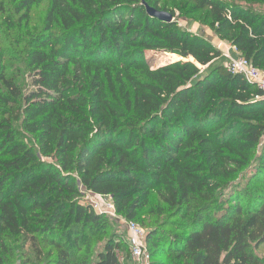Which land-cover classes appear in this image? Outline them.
Masks as SVG:
<instances>
[{
    "label": "trees",
    "instance_id": "obj_1",
    "mask_svg": "<svg viewBox=\"0 0 264 264\" xmlns=\"http://www.w3.org/2000/svg\"><path fill=\"white\" fill-rule=\"evenodd\" d=\"M143 1L51 0L48 32L27 55L31 85L24 90L0 67V250L31 238L39 252L49 247L50 264H122L128 247L114 239L95 261L82 254L81 234L69 243L75 225L104 224L74 200L75 171L127 220L157 186L172 208L204 198L186 234L167 244L159 231L148 233L176 252L172 264H262L253 249L264 243V90L216 65L223 53L209 39L150 16ZM194 1L209 8L221 39L264 70V13ZM154 50L162 59L150 64ZM15 122L42 152L60 156V169L18 139ZM240 172L244 187L218 191L217 178ZM0 264H10L1 252Z\"/></svg>",
    "mask_w": 264,
    "mask_h": 264
},
{
    "label": "rangeland",
    "instance_id": "obj_2",
    "mask_svg": "<svg viewBox=\"0 0 264 264\" xmlns=\"http://www.w3.org/2000/svg\"><path fill=\"white\" fill-rule=\"evenodd\" d=\"M146 1V0H145ZM159 9L170 11L175 16V22L184 29L193 34L204 36L209 39L214 47L220 49L223 53L222 57L217 60L216 65H223L227 67L230 54L233 56L234 46L229 40L221 39L218 34L211 28V18L209 16V8L200 7L194 0H156ZM228 2L234 1L235 4L242 8L251 9L255 13H264V1L260 0H226ZM51 6V0H38V2L31 4L28 8L21 7L18 0H0V67L5 71L8 77H12L14 81L22 87L27 89L32 79L30 76V69L28 66L27 55L30 49L35 45L36 41H40L43 34H47V15ZM55 34L60 35L64 28L60 22L55 26ZM146 60L150 64H155L162 59V54L159 51H148ZM183 60H193L192 58H182ZM194 61V60H193ZM1 86V84H0ZM6 119V116L0 114V121ZM17 137L21 141L32 147L36 153L40 154L41 160L51 162L56 168L60 167V156H53L42 152V144L38 142L33 135L26 132L19 122L14 123ZM60 169V168H59ZM74 181L77 184L78 193L74 195V200L85 207H90L96 213L103 215V222L101 227L94 228L93 225L83 226L82 224L75 225L73 234L69 236V243L72 239L79 237L81 234L86 240V246L82 252L88 253L93 261L97 258V252L104 249L105 243L109 240L120 243L123 247H127V227L124 219L126 217L117 213V216H111L102 210L97 203L104 202V199L92 190H89L80 180V176L75 171H70ZM235 175L232 180H225L217 178L222 181L223 187L218 191H225L232 187L238 189L239 186L244 187L245 181L242 184L243 176ZM245 180H248L247 178ZM165 191L163 186H157L151 190L149 195L148 205L140 209L138 216L134 219L149 233L152 230H157L161 235L166 237V242L169 243L175 234L184 235L187 233L188 227L191 223L194 211L200 207V202H204L201 196L193 195L191 202L182 207H170L162 198L161 193ZM64 196V195H63ZM107 200V199H105ZM210 202L206 200L205 203ZM213 202H211L212 204ZM217 204V203H216ZM216 204H212L213 206ZM187 211L189 214H187ZM216 213L215 208L207 213ZM211 213V214H212ZM45 214H43L44 217ZM31 223L38 224L35 221ZM73 228V227H72ZM4 241H10V237L6 236ZM30 237V236H26ZM158 236H156L157 238ZM13 239V237H12ZM11 239V240H12ZM83 240V241H84ZM14 241V239H13ZM26 241V242H25ZM39 241V239H38ZM82 241V242H83ZM81 242V240H80ZM1 243V238H0ZM159 240L147 241V246L153 254L151 264H172L176 261V252L170 253L168 246ZM1 245V244H0ZM72 246H74L72 244ZM33 240L31 238L17 239V242L8 243V248L11 250H0L1 253L7 257V262L10 264H50L46 257V252L49 247L41 244L40 252L34 248ZM75 249V248H74ZM254 252L258 255L262 264H264V243L258 247H254ZM9 253L13 256H9ZM41 255V256H40ZM123 256V257H122ZM126 256V257H124ZM122 264H140L134 260L131 255H121Z\"/></svg>",
    "mask_w": 264,
    "mask_h": 264
},
{
    "label": "built area",
    "instance_id": "obj_3",
    "mask_svg": "<svg viewBox=\"0 0 264 264\" xmlns=\"http://www.w3.org/2000/svg\"><path fill=\"white\" fill-rule=\"evenodd\" d=\"M234 50L238 55H227L230 59L227 65L228 70L243 76L246 80L264 90V70L255 66L250 59L241 55L235 46ZM99 196L104 199V202L97 203L99 207H102V210L108 215L116 217L118 212L112 197L102 194H99ZM124 221L128 231L126 240L128 253L140 264H151L153 257L147 246V231L136 221L127 219H124ZM122 257L121 259H123Z\"/></svg>",
    "mask_w": 264,
    "mask_h": 264
},
{
    "label": "water",
    "instance_id": "obj_4",
    "mask_svg": "<svg viewBox=\"0 0 264 264\" xmlns=\"http://www.w3.org/2000/svg\"><path fill=\"white\" fill-rule=\"evenodd\" d=\"M143 4L146 7L147 13L154 17L159 19L161 22L164 23H173L175 22V16L172 12L164 10V9H158L152 5H150L145 0L143 1Z\"/></svg>",
    "mask_w": 264,
    "mask_h": 264
},
{
    "label": "crops",
    "instance_id": "obj_5",
    "mask_svg": "<svg viewBox=\"0 0 264 264\" xmlns=\"http://www.w3.org/2000/svg\"><path fill=\"white\" fill-rule=\"evenodd\" d=\"M238 54H237V52L234 50L233 51V56H237Z\"/></svg>",
    "mask_w": 264,
    "mask_h": 264
}]
</instances>
